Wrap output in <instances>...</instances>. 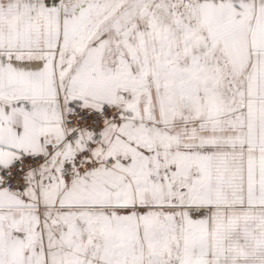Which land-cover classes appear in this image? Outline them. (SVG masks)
Masks as SVG:
<instances>
[{"label": "snow or ice", "instance_id": "obj_1", "mask_svg": "<svg viewBox=\"0 0 264 264\" xmlns=\"http://www.w3.org/2000/svg\"><path fill=\"white\" fill-rule=\"evenodd\" d=\"M0 264H264V0H0Z\"/></svg>", "mask_w": 264, "mask_h": 264}]
</instances>
